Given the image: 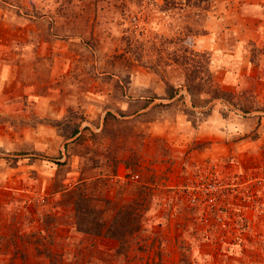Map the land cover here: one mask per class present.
<instances>
[{"label": "rangeland", "instance_id": "1", "mask_svg": "<svg viewBox=\"0 0 264 264\" xmlns=\"http://www.w3.org/2000/svg\"><path fill=\"white\" fill-rule=\"evenodd\" d=\"M162 2L0 0L5 216L145 184L132 264H264V0Z\"/></svg>", "mask_w": 264, "mask_h": 264}, {"label": "trees", "instance_id": "2", "mask_svg": "<svg viewBox=\"0 0 264 264\" xmlns=\"http://www.w3.org/2000/svg\"><path fill=\"white\" fill-rule=\"evenodd\" d=\"M183 1L199 6L209 0ZM181 2L163 0L162 6L170 8ZM76 133L77 130L73 135ZM92 189V181L89 184L81 181L72 188L65 187L62 194L73 204L74 216L57 213L21 216L17 213L19 207L11 216H5L11 212L6 203L0 202V264H115L113 260L119 256H122L124 264H132L129 251L134 238H139L145 230L143 213L148 209L145 202L151 194L149 187L143 184L132 201L123 203L121 199L120 203L114 204L111 215L108 214L111 200L104 199L107 208L98 210L91 194ZM24 206L33 215L26 202ZM70 228H75L86 243L77 239L72 242L71 235H67ZM108 239L118 241L114 251L101 248L100 244L106 243ZM142 239L146 241L148 237ZM154 245L155 240L151 243L152 247Z\"/></svg>", "mask_w": 264, "mask_h": 264}, {"label": "built area", "instance_id": "3", "mask_svg": "<svg viewBox=\"0 0 264 264\" xmlns=\"http://www.w3.org/2000/svg\"><path fill=\"white\" fill-rule=\"evenodd\" d=\"M131 177L132 178H136V177H138V175L137 174H134V173H131Z\"/></svg>", "mask_w": 264, "mask_h": 264}]
</instances>
